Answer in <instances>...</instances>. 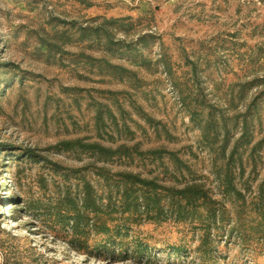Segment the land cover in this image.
Listing matches in <instances>:
<instances>
[{"label":"rangeland","instance_id":"1","mask_svg":"<svg viewBox=\"0 0 264 264\" xmlns=\"http://www.w3.org/2000/svg\"><path fill=\"white\" fill-rule=\"evenodd\" d=\"M188 96L206 104L198 123L182 106ZM137 107L175 140L158 139ZM103 109L120 127L126 121L135 140L119 134ZM245 121L250 143L239 150L245 170L235 171L243 205L221 194L217 174L225 162L211 150L228 135L229 153ZM263 138L264 0H0V264H264V220L250 204L264 180V146L251 151ZM77 139L112 148L165 146L191 172L184 170L185 178L177 172L175 180L167 157L102 163L58 148ZM123 172L171 186L203 184L226 209L224 227L211 232L208 246L203 208L194 224L130 213L119 219L120 212L113 217L129 227L127 241L148 244L154 260L99 255L93 248L103 238L74 240L54 209L66 187L76 194L85 182L104 205L111 200L122 209ZM181 245V256L172 255Z\"/></svg>","mask_w":264,"mask_h":264},{"label":"trees","instance_id":"2","mask_svg":"<svg viewBox=\"0 0 264 264\" xmlns=\"http://www.w3.org/2000/svg\"><path fill=\"white\" fill-rule=\"evenodd\" d=\"M102 61L114 70L121 68L111 65L105 60ZM119 70L124 69L121 68ZM123 72L128 71L124 70ZM254 84L255 83L248 84V88L252 89L255 86ZM257 98L258 96L254 98L250 106L255 105ZM182 106L187 109L191 122L198 123L206 104L198 102L191 98V96H188L182 99ZM198 108H202V111H199ZM137 110L141 118L149 123V129H152L158 139H162L164 136L165 141L173 142L175 140V136L161 121H157L140 107H137ZM104 111L110 114L113 119V124L117 128L119 134L126 133L127 136H130V141L135 140L136 131H133L130 126L127 125L126 121H123V125L120 127L114 113L108 109ZM102 112L101 110L97 116L99 122L103 121ZM121 112L123 114H128V111L123 108ZM213 126L214 122L211 119L207 123L204 139L207 140L209 138V131ZM142 130L144 134H148L146 128H142ZM104 134L106 133L104 132ZM248 135V124L245 121L243 133L234 143L229 153L228 135L224 136V141L220 147H212L211 150L218 153L225 162L224 165L220 167L217 174L220 181V188L222 189L221 194H223L225 198L243 201V205H246V194L240 191L235 184V171L238 169L240 175L244 173L245 169L242 157L239 155V150L243 148L245 144L250 143ZM214 136L215 143L218 141V133ZM110 138L113 137L110 136ZM263 146L264 138L253 146L251 151L252 155L254 156ZM58 148H63L62 150L66 151L80 150L86 152L95 156L97 162L102 163H108L115 159L122 158L133 161L136 158L143 161L159 160L163 163L164 159L167 157L175 164L176 171L173 173L175 180H180L179 177H177V172L181 173L182 178H185L183 173L184 170L191 172V168L178 156L177 152L170 151L165 146L143 150L141 148V143L138 142L133 145L122 143L116 148H112L104 146L100 142H87L85 139H77L62 142ZM236 156H238L237 160L235 159ZM237 163H239V167ZM105 171V169L101 170L100 172L102 173H100V176L108 179ZM120 177L121 182L124 184L123 190L118 191L122 194V209H119L111 200L104 205L103 199L98 197L94 187L89 182L83 183L81 191L76 194L73 193L72 189L66 187L63 196L59 199V204L54 209L57 218L60 219L63 229L69 230L74 240L88 238L91 234H94V237L103 238L99 245L93 248L99 255L113 258L134 259L138 262H141L145 258L146 263H152L154 260L152 257L153 248L148 244L140 240L133 242V244L127 241L129 227L124 223H115L117 219L113 217V215L119 214L120 212H122L123 215L119 219H122L125 213H130V217L134 216L132 218L136 219H142L144 215L153 220L162 218V216H172L179 222L183 223L189 221L191 224H194L200 220L201 215L199 214V209L203 208L207 211L208 225L203 224L201 228L204 230L205 235L208 236L206 238L207 242H209V244H207L208 246L213 242L211 239V232L214 230L219 231L224 227L223 223L226 222V220H224V214H226L225 207L221 205L220 201H218L203 184L197 181L192 180L184 186H171L160 182L158 178H143L140 174L123 172L120 174ZM250 204L253 205L254 211L264 220V180L261 184L257 200L255 201V199H253ZM235 231L236 228L234 227L231 230L230 237H232ZM172 249V255L180 257L183 250H185V246L172 247ZM199 250V252L206 254V256H213V251L211 250Z\"/></svg>","mask_w":264,"mask_h":264}]
</instances>
